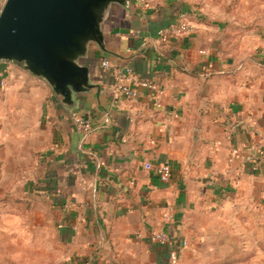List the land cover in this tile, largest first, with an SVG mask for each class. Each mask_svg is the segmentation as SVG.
Instances as JSON below:
<instances>
[{
    "label": "crops",
    "instance_id": "crops-1",
    "mask_svg": "<svg viewBox=\"0 0 264 264\" xmlns=\"http://www.w3.org/2000/svg\"><path fill=\"white\" fill-rule=\"evenodd\" d=\"M128 1L91 44L74 107L0 61V264H171L178 250L180 264H264V0ZM182 14L190 32L163 40ZM124 66L153 86L119 95Z\"/></svg>",
    "mask_w": 264,
    "mask_h": 264
},
{
    "label": "water",
    "instance_id": "water-1",
    "mask_svg": "<svg viewBox=\"0 0 264 264\" xmlns=\"http://www.w3.org/2000/svg\"><path fill=\"white\" fill-rule=\"evenodd\" d=\"M128 0H6L0 12V61H16L46 79L68 108L91 92V44Z\"/></svg>",
    "mask_w": 264,
    "mask_h": 264
},
{
    "label": "built area",
    "instance_id": "built-area-1",
    "mask_svg": "<svg viewBox=\"0 0 264 264\" xmlns=\"http://www.w3.org/2000/svg\"><path fill=\"white\" fill-rule=\"evenodd\" d=\"M191 30V23L189 22L187 16L182 14L179 20L176 23L171 24L166 28H162L159 30V35L163 40H166L169 36H182L189 33ZM101 66L105 70H109L111 68V63L108 59H102ZM0 82L4 84V80L1 79ZM141 83L145 86L152 87V83L149 81H141L139 80L133 72L131 66H124L121 70H119L115 74V82L114 88L116 92L124 96L126 98L132 99L137 95L136 89L132 86V84ZM71 117L76 123V125L82 131H89L92 128L93 119L91 116H83L76 111H71ZM171 166L169 163H164L159 165L156 168V173L158 177L162 181H169L171 177ZM171 217V215H169ZM150 239L154 242H158L161 245H166L171 242L170 235L164 229H156L151 231ZM188 245L187 241L182 242V246L185 247ZM179 250L171 253L170 262L171 264H180V255Z\"/></svg>",
    "mask_w": 264,
    "mask_h": 264
},
{
    "label": "rangeland",
    "instance_id": "rangeland-1",
    "mask_svg": "<svg viewBox=\"0 0 264 264\" xmlns=\"http://www.w3.org/2000/svg\"><path fill=\"white\" fill-rule=\"evenodd\" d=\"M0 87H3L0 83ZM262 208V210L264 211V204L262 206L258 205V204H254L253 203V206H252V210L254 211H258V219H257V223L258 224H264V212H262L260 209ZM263 251H264V248H263ZM256 257V253L255 251L253 250L252 252L250 253H244V252H238V255H237V258H238V262H250L252 260H254ZM222 260V259H221ZM220 262H223V261H220ZM222 264V263H221Z\"/></svg>",
    "mask_w": 264,
    "mask_h": 264
},
{
    "label": "trees",
    "instance_id": "trees-1",
    "mask_svg": "<svg viewBox=\"0 0 264 264\" xmlns=\"http://www.w3.org/2000/svg\"><path fill=\"white\" fill-rule=\"evenodd\" d=\"M221 263L224 264V263H227V262H225V261L220 262V261H219V262H216V263H210V264H221Z\"/></svg>",
    "mask_w": 264,
    "mask_h": 264
}]
</instances>
